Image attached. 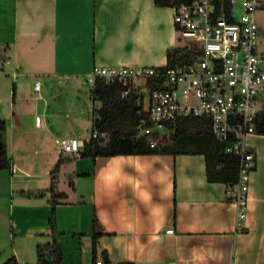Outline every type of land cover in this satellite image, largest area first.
Listing matches in <instances>:
<instances>
[{
	"label": "crops",
	"instance_id": "1",
	"mask_svg": "<svg viewBox=\"0 0 264 264\" xmlns=\"http://www.w3.org/2000/svg\"><path fill=\"white\" fill-rule=\"evenodd\" d=\"M176 46L173 6L155 0H0V118L8 122V153L18 168L0 171V264L12 256L36 264L37 244L50 240L42 235L51 233V193L22 192L50 188L61 158V264H95V247L111 264H264V134L248 138L256 167L241 229L229 187L208 180L204 155L92 158L61 150L63 137L84 144L93 137L94 111L102 106L87 82L95 66L162 67ZM146 83L135 86L144 91ZM143 102L145 109L146 93ZM257 108L264 110V92ZM95 217L104 232L96 244Z\"/></svg>",
	"mask_w": 264,
	"mask_h": 264
},
{
	"label": "built area",
	"instance_id": "2",
	"mask_svg": "<svg viewBox=\"0 0 264 264\" xmlns=\"http://www.w3.org/2000/svg\"><path fill=\"white\" fill-rule=\"evenodd\" d=\"M172 6L180 38L196 47L190 61L167 70L154 66H95L87 82L94 88L97 78L103 77L124 86L123 97L133 90L139 99L147 94L146 110L153 124H142L140 136L146 137L151 147L169 135L163 134L168 132V122L188 115L209 116L220 140L232 137L227 151L240 156V178L228 193L237 205L236 221L241 229L248 215L251 175L256 167V154L248 138L257 132V102L264 92V57L259 54L257 19V13L264 10V0H193ZM151 78H164L165 87L152 90L146 83L143 91L135 86L137 80L147 82ZM40 84L35 83L36 90ZM98 136V132L93 133V137ZM84 146V141L75 136L60 139L65 153L79 155ZM11 170L16 173L18 168L13 164ZM167 233H174V229ZM95 264L106 263L97 259Z\"/></svg>",
	"mask_w": 264,
	"mask_h": 264
},
{
	"label": "trees",
	"instance_id": "3",
	"mask_svg": "<svg viewBox=\"0 0 264 264\" xmlns=\"http://www.w3.org/2000/svg\"><path fill=\"white\" fill-rule=\"evenodd\" d=\"M158 5H173L193 0H155ZM194 46V45H192ZM188 44L170 48L167 52V64L160 70L177 68L192 59L196 47ZM164 78H151L147 81L150 89L165 87ZM125 87L119 82H107L105 78L98 77L96 86L92 88V96L95 101H100L102 106L94 111L93 133L98 132V137H91L80 152L81 157L113 156L118 154H154V155H180L194 154L204 155L207 166V177L210 182L225 183L228 187L236 186L240 178V156L237 152L227 151L233 143V138L220 140L213 132L212 120L209 116L188 115L177 118L174 122H168L167 136L157 146L151 147L146 137L138 136L140 126H151L147 111L144 109V95L139 99L136 90L131 91L127 97H123ZM8 122L0 118V171L12 167L6 143ZM256 131L264 134V110L258 114ZM101 133H107L109 140L102 145L104 137ZM64 159L61 158L51 172L52 183L50 188L40 191L22 192L28 198H42L46 193H51L52 216L50 218L51 233L42 236L50 237V240L37 244L36 264H61L64 260L57 225L56 205L65 193L57 191V175ZM230 199H232L230 197ZM104 234L99 230V221L94 220V243ZM106 264H111V259L106 251L102 253ZM98 259L96 247L94 248V262ZM2 264H18L15 256H12ZM117 264H135L131 261H121Z\"/></svg>",
	"mask_w": 264,
	"mask_h": 264
},
{
	"label": "rangeland",
	"instance_id": "4",
	"mask_svg": "<svg viewBox=\"0 0 264 264\" xmlns=\"http://www.w3.org/2000/svg\"><path fill=\"white\" fill-rule=\"evenodd\" d=\"M238 13H239V11H238ZM257 19H258V22H259V24L261 25V27H262V29H263V31L261 32V35H260V53H264V11H259L258 13H257ZM188 42L187 41H185V40H183L182 38H180V46H183V45H186ZM41 83V82H40ZM41 85V84H40ZM65 83H57L56 84V86H55V88H58V89H56L57 90V92H59V94H60V90H59V88H62L63 87V89L65 90ZM28 89L29 88H27L26 89V91H27V98L28 99H30V101L32 102L33 100V97H32V95H31V93H28ZM44 90H46L45 88H44ZM86 94H89L88 93V91L86 92V91H84L83 90V96L84 97H86ZM89 96V95H88ZM193 102H196L197 100L196 99H193L192 100ZM145 109H146V107H145ZM163 134L164 135H166V134H169L168 136H167V138L168 137H170V133L169 132H167V131H165V132H163Z\"/></svg>",
	"mask_w": 264,
	"mask_h": 264
}]
</instances>
